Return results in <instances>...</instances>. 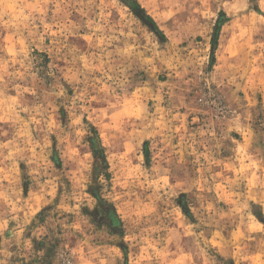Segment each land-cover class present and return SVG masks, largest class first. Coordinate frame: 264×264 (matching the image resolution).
Returning a JSON list of instances; mask_svg holds the SVG:
<instances>
[{"label": "rangeland", "instance_id": "1", "mask_svg": "<svg viewBox=\"0 0 264 264\" xmlns=\"http://www.w3.org/2000/svg\"><path fill=\"white\" fill-rule=\"evenodd\" d=\"M0 264H264V0H0Z\"/></svg>", "mask_w": 264, "mask_h": 264}, {"label": "trees", "instance_id": "2", "mask_svg": "<svg viewBox=\"0 0 264 264\" xmlns=\"http://www.w3.org/2000/svg\"><path fill=\"white\" fill-rule=\"evenodd\" d=\"M147 17H148V16H147ZM148 19H150V21H152L151 18L148 17Z\"/></svg>", "mask_w": 264, "mask_h": 264}]
</instances>
